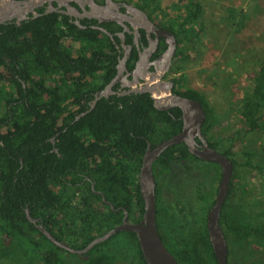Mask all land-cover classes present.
I'll return each instance as SVG.
<instances>
[{
    "label": "trees",
    "instance_id": "1",
    "mask_svg": "<svg viewBox=\"0 0 264 264\" xmlns=\"http://www.w3.org/2000/svg\"><path fill=\"white\" fill-rule=\"evenodd\" d=\"M178 1L173 8H179L184 0ZM137 3L155 8L158 0ZM183 7V16L167 20L181 45L176 64L179 70L193 58L192 50L184 48V44L195 42L205 28L199 1L186 0ZM57 16L51 13L24 20L20 25L0 24V95L8 106L0 117V264H147L133 232L114 233L79 255L53 244L27 219L26 208L32 217H42L46 229L58 240L74 248H83L95 233L102 234L118 221V213L102 202L86 181L87 189L81 186L82 174L90 175L95 187L115 207L133 208L135 214H140L143 201L125 168L139 163L145 149L142 134L148 138L169 137V128L176 126L169 115L161 116L148 105L151 99L147 93L133 98H101L79 120L65 125L58 137L57 151H53L49 138L68 102L53 98L40 103L37 78L44 85L48 81L57 83L67 73L74 74L64 93L68 101L73 98L71 104H77L84 94L86 82L82 77L101 72L108 80L115 73L111 62L105 68L99 56L102 37L73 28L70 23L68 30H63ZM245 18L248 17L240 14V22ZM65 38L70 39L69 44ZM182 79L181 75L176 81ZM252 80V87L240 101L243 124L239 133L254 135L251 142L255 145L244 151L246 161L242 166L264 171V143L258 142L264 137V56ZM180 93L200 101L206 114L203 131H209L219 116L204 95L193 88ZM176 110L179 115V108ZM230 149L227 147L224 154L231 153ZM232 162L239 166L235 160ZM238 175L236 171L234 177ZM238 189L246 194L244 185ZM242 201L224 205L220 224L225 237L233 248L247 240L264 251V207L256 199L252 204ZM196 233L193 236L190 231L183 236L182 244L166 246L178 264H216L206 228L200 227Z\"/></svg>",
    "mask_w": 264,
    "mask_h": 264
},
{
    "label": "flooded vegetation",
    "instance_id": "2",
    "mask_svg": "<svg viewBox=\"0 0 264 264\" xmlns=\"http://www.w3.org/2000/svg\"><path fill=\"white\" fill-rule=\"evenodd\" d=\"M149 8L150 7H145L142 4L137 3V0H112V3L110 4H108L106 0H44L38 4V6L34 7L35 13L28 12L22 20L18 21L16 17H13L0 23H16L17 25H20L24 20L52 13L58 15V21L61 23V28L63 30H68V23H70L74 26L73 28L76 27L80 31L89 34L93 31L94 34L97 33V35L104 40L98 47V50L102 52V55L100 54L99 56L104 60L103 65L105 68L107 67L108 62H111V66L115 68V73L108 80L105 79L101 72H95L92 76L87 78L82 77V80L86 83H84L85 85L83 86L84 94L82 97H79L80 103L71 104V101H74L73 98H69L68 101V94L64 93L68 91V82L71 83L74 74L67 73L63 79L61 77L62 80L59 78L57 83L48 81L47 84L44 85H41L40 79L37 78L39 83L37 85L36 96L37 99L40 100V103L50 101L53 98H63L68 102V106L64 110L63 115L61 114V118L54 126V134L49 138L53 151H57L56 145L58 137L61 131L66 129L65 125L72 124L74 121L79 120L89 112L90 109L94 108L97 101L101 98L109 99L112 96L133 98L134 96L137 97L138 95L147 93L148 97L151 99V102L148 103V105L150 104V106L160 112L159 114H162L161 116L169 115L172 118L176 123L175 127L169 128V131L172 132V134L169 137L152 136L150 138L142 134L140 137L145 140V149L139 163H130L127 164L126 168L124 167L125 173L132 176L131 179H133L134 183L138 186L139 194V172L144 154L148 150L154 149L159 143L180 132L183 127V121L180 109V114L177 115L178 111L176 108L178 107L172 106L169 108L157 109L151 93L129 91L131 87L128 83L132 81L135 76L140 83L145 84L146 79L144 76H154L164 68V73L158 82L159 85L161 83L172 81L171 91L174 94L182 96L184 95L180 92L186 89L181 86V80L176 81V79L181 76L178 74H181L180 72L182 71L176 68V64H178L179 61L178 51L181 46L177 43L176 32L174 29H170L166 23L156 20L150 11L152 7ZM140 12H143L147 19H144V17L140 15ZM64 21H67V24H64ZM149 22L152 23V25ZM161 30H168L174 34L176 39V48L169 60L165 57L169 45L166 38L159 33ZM86 53L88 52L86 51ZM136 67L138 68V71L133 75L132 73L136 70ZM177 75L178 77H176ZM59 76L60 75H57V77ZM20 80L25 87V82L22 79ZM114 80H116V82H113ZM109 85L112 92L110 90V92L107 91V95L100 94L101 92H105ZM155 86L156 85H153L152 87ZM119 103L122 104L121 101ZM8 112L12 113V110ZM147 121L150 123L151 119L148 118ZM204 122L201 126V134L207 141L208 146L228 157L231 162L232 160L236 161L232 156V149H230L231 153L224 154V151L228 146L220 148L219 142L211 140L208 131H203ZM202 144L200 138L196 136V147L201 149ZM170 147L174 148L169 149ZM119 167L120 166L118 165L117 169H119ZM238 168L239 167L235 166L232 162V173L229 187L221 212L225 207L224 205H227V203L234 205L237 203L236 201L240 202L239 197L242 193L236 185L237 176L234 177ZM152 172L156 181L155 220L158 233L164 245L182 244L184 241L183 236H187L190 231L194 233L193 236L197 235L196 231H199L200 227H204L207 230V215L215 202L219 184L221 182V165L217 162L196 156L190 152L189 145L182 141L168 146L154 159L152 162ZM82 175L84 176V179L81 182L83 188L87 189L86 186L88 185L95 194L100 195L97 191L104 194L101 189L95 187V181L90 175ZM84 181L88 184L86 185ZM101 200L104 202L102 197ZM105 204L108 205L107 203ZM108 207L118 213V221L113 222L110 227L115 223L120 222L121 217L124 215V210L127 212L128 221H139L143 213L142 210L140 214L138 212L135 214L133 208L128 210L124 206L115 207L114 204V209L109 205ZM33 218L37 219L36 224H42L45 227L44 219H42V217L37 216ZM220 226L223 229L221 224ZM122 231L132 232L126 230L118 232ZM99 235L101 234L95 233L93 238ZM226 241L228 248L227 264H232L231 255L235 247L233 248L230 239L226 238ZM68 245L71 246L69 243Z\"/></svg>",
    "mask_w": 264,
    "mask_h": 264
},
{
    "label": "rangeland",
    "instance_id": "3",
    "mask_svg": "<svg viewBox=\"0 0 264 264\" xmlns=\"http://www.w3.org/2000/svg\"><path fill=\"white\" fill-rule=\"evenodd\" d=\"M197 1L203 7L200 18L205 28L195 42L184 44V48L192 50L193 58L178 74L183 76L181 86L200 91L219 116L208 135L219 142L220 148L228 146L232 149V156L239 164L236 185L246 188V194H241L239 200L252 204L256 199L264 207V171L242 166L246 161L244 151L254 147L251 141L255 136L239 133L243 124L239 114L240 101L244 92L252 87L259 60L264 56V0ZM177 2L158 0V5L150 11L156 20L167 24V20L185 14L183 3L186 0L179 8H173V3ZM240 14L248 18L240 22ZM65 42L69 44L70 39L65 38ZM77 46L84 50V46ZM9 85L5 83V86ZM6 108L0 95V117ZM258 142L264 143V137ZM261 249L257 244L242 241L233 249L232 264H262L260 256L264 260V251Z\"/></svg>",
    "mask_w": 264,
    "mask_h": 264
},
{
    "label": "water",
    "instance_id": "4",
    "mask_svg": "<svg viewBox=\"0 0 264 264\" xmlns=\"http://www.w3.org/2000/svg\"><path fill=\"white\" fill-rule=\"evenodd\" d=\"M43 1L44 0H0V23L13 17H16L18 21L22 20L28 12L35 13L34 7L38 6V4ZM106 2L110 4L112 3V0H106ZM140 15H142L144 19H147L143 12H140ZM150 24L152 25V23ZM159 33L165 37L168 42L169 46L165 53V57L169 60L176 48L175 36L168 30H161ZM137 69L138 68L136 67V70L132 73L133 75L138 71ZM164 70L165 69L162 68L161 71L154 76H144L146 79L145 84L140 83L135 76L134 79L128 83L131 87L129 91L151 93L157 109H164L172 106L178 107L181 110V118L183 121V127L180 132L159 143L154 149L148 150L142 158L139 172L140 194L143 201V213L141 219L139 221H128L127 212L124 210V215L121 217L120 222L112 225L105 233L91 239L83 248H74L64 241L58 240L42 224H36L37 219L33 218L30 215L29 209L26 208L27 219L34 223L36 228H38L41 233H43L56 246L70 252L84 254L95 244L108 239L114 233L126 230L132 231L135 234L143 258L147 264H178L174 255L164 245L158 233L155 220L156 181L152 172V162L165 148L183 141L189 145L190 152L206 160L217 162L222 167V177L218 193L215 202L207 215V232L216 263L227 264V241L224 230L219 224V217L229 187L232 173V162L228 157L210 148L201 134V126L205 121L206 114L200 101L174 94L171 91L172 81L161 83L160 85L158 84ZM113 82H116V80ZM153 85L156 86L152 87ZM110 90L111 87L109 85L105 92H101L100 94L107 95V91L110 92ZM196 136H198L203 143L201 149H198L195 145ZM97 192L100 193L103 201L113 208V204L105 199L104 194L100 191Z\"/></svg>",
    "mask_w": 264,
    "mask_h": 264
}]
</instances>
